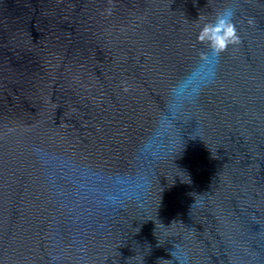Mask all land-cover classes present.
Masks as SVG:
<instances>
[{
	"label": "water",
	"instance_id": "water-1",
	"mask_svg": "<svg viewBox=\"0 0 264 264\" xmlns=\"http://www.w3.org/2000/svg\"><path fill=\"white\" fill-rule=\"evenodd\" d=\"M227 5L239 42L173 108ZM145 168L143 203H100ZM177 246L264 264V0H0V264H179Z\"/></svg>",
	"mask_w": 264,
	"mask_h": 264
},
{
	"label": "clouds",
	"instance_id": "clouds-1",
	"mask_svg": "<svg viewBox=\"0 0 264 264\" xmlns=\"http://www.w3.org/2000/svg\"><path fill=\"white\" fill-rule=\"evenodd\" d=\"M236 9L227 5L207 19L196 34L199 50L195 56L192 70L183 78L171 82L166 90L173 108L183 99H188L193 105L204 88L212 84L217 76L219 58L239 42V35L235 24ZM171 140L167 146L161 144L158 151L151 154L152 159L162 162L170 152ZM93 175H100L93 173ZM153 174L150 168L137 170L135 173H117L112 177L114 190L102 194L100 203L105 208L116 210L121 207L139 205L148 197L153 188ZM179 264H186L187 252L179 246L172 253Z\"/></svg>",
	"mask_w": 264,
	"mask_h": 264
}]
</instances>
